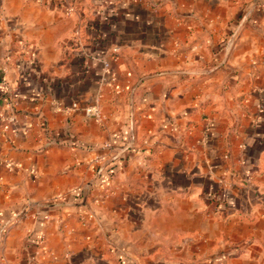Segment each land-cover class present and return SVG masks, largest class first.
<instances>
[{
    "label": "crops",
    "instance_id": "1",
    "mask_svg": "<svg viewBox=\"0 0 264 264\" xmlns=\"http://www.w3.org/2000/svg\"><path fill=\"white\" fill-rule=\"evenodd\" d=\"M87 1L0 0V233L11 227L1 253L16 258L20 243L33 254L43 233L48 264H189L224 256L229 243L259 247L264 208L236 192L248 182L264 196L261 37L228 43L241 27L230 23L232 0H119L121 10ZM254 11L263 32L264 0ZM112 46L120 56L106 87L100 62ZM135 56L178 72L173 87L140 89L130 132L127 103H107L127 94ZM121 154L113 174L105 166ZM213 199L218 210L243 207L213 215ZM241 252L249 262L260 250Z\"/></svg>",
    "mask_w": 264,
    "mask_h": 264
},
{
    "label": "rangeland",
    "instance_id": "2",
    "mask_svg": "<svg viewBox=\"0 0 264 264\" xmlns=\"http://www.w3.org/2000/svg\"><path fill=\"white\" fill-rule=\"evenodd\" d=\"M137 1V2H136ZM259 0H232L230 2L231 8L233 7V15H231V20L230 23L232 25L237 26V24H241L240 30L238 31L237 28H234V30L232 31H228L227 34V38L228 43L230 45H234V41H237V39L240 38V36L242 35V37L247 40V41H253L254 39V35H258L261 37V39L264 42V31L263 32H259L256 33L253 31V24L255 23L254 20L257 19V14H255L254 11V7L257 6V2ZM116 2H119V0H101V3L98 4V6H102V9H108L109 8H114L117 9L116 7L119 5V10H121V8L124 7L123 3H119L118 5L116 4ZM136 3H139V0H135ZM154 4V3H153ZM87 5L90 7H95L97 5H94V0H88L87 1ZM117 5V6H116ZM158 4L152 5L151 6H157ZM139 7H135L134 6V10H138ZM237 12H240V15L237 17L235 14ZM106 14V13H105ZM108 19V16H105ZM104 16L102 17V22H105L104 20H107ZM264 18V17H263ZM104 19V20H103ZM264 21V20H263ZM261 21V22H263ZM117 22V21H115ZM225 34V35H226ZM241 34V35H240ZM227 40V39H226ZM108 53H111V55H108V59L104 60L102 59L100 64H101V69H102V84H104V86H106V83H115L114 80L110 81L108 79L110 72H114L115 70V63L117 58L120 56V51L116 46H112L109 48ZM137 55V54H135ZM119 61V60H117ZM151 66V65H150ZM127 69L129 70L130 75L132 76L133 80L131 81V84H128V91L127 94L124 95L122 98L121 97H116V96H110L108 103L110 105V108H112V106H115L117 104H121V100L125 103H127V105L129 106V111H128V125H129V130L130 132H134L137 126V121H138V116H140V113L136 112V109L134 107V105L137 103L136 100L137 98H140L139 93H140V89L143 88L144 85L146 84H151V86L158 84L160 81H164V83L162 82L159 83L160 87H173L175 85V80L174 78H171L172 76H174V73L178 70V69H174V70H165V71H160L158 70L157 67H146V65L141 64L140 61L137 60L136 56L134 57V61L127 64ZM178 72V71H177ZM170 77L171 79L169 80H164V77ZM181 82V81H178ZM186 82L187 85H185V87L187 89H190L193 84L190 83V81L186 80L184 81V83ZM112 85V84H111ZM252 81H245V87L246 88H252ZM106 87H110L109 85H107ZM126 100V101H125ZM248 105V104H247ZM250 107V106H249ZM249 107L247 106L245 109V114H250L252 113V111L249 109ZM112 110V109H111ZM100 113V112H99ZM115 113L116 111L112 110L111 113V121H115ZM102 118V116H101ZM100 120V119H97ZM103 120V118H102ZM101 120V121H102ZM173 130V129H172ZM187 130V129H185ZM183 133L186 134V131H184ZM127 147V145H125ZM124 146V147H125ZM131 145L128 144V148ZM110 151V150H108ZM120 157L125 156V154H121L119 155ZM107 158H109V155H107ZM123 160H125V158L123 157L122 161H121V165L125 166V161L123 162ZM123 162V163H122ZM92 176L89 177V179L84 182L85 183V187H89L92 183L91 181ZM243 186H245L246 192L242 193V192H236L238 198L240 197L241 201L242 199L245 200V202L248 201L249 204H253L254 200L251 199V195H252V191H255L256 188H253V186L251 184H248L247 182H243ZM260 192V191H259ZM261 193V192H260ZM262 194V193H261ZM263 195V194H262ZM225 198H229V196L224 193ZM245 198V199H244ZM262 202H263V207L264 208V196L262 197ZM231 203L233 204V206H235L234 208L236 209H241L242 203L238 202L236 203L235 200H231ZM230 203V204H231ZM50 203H45V205H48ZM244 204V203H243ZM239 205V207H238ZM46 207H43L41 209H37L36 212H33V221L35 220L36 217V213L38 211H46ZM26 214V213H25ZM21 216H24L23 213L20 214ZM239 216L241 214H238ZM25 217V216H24ZM32 217V216H30ZM47 217V216H46ZM45 217V220H47V218ZM45 224V223H44ZM11 227H7L5 229V231L3 232V234L0 233V249L2 250L3 245H4V241L5 238L7 237L9 230ZM45 228V227H42ZM23 236L21 239H23L26 235H28L29 233V228L27 223L23 225ZM44 232V230H43ZM20 239V241L22 242V240ZM19 241V242H20ZM24 241V240H23ZM229 245V250L227 252H225L224 256H220L217 255V257H215V259L213 260H207L206 259H200L197 258V260H191L189 264H264V240L262 241L261 245H259V247L257 248H253L252 245V241L251 240H243L241 242H239L238 244L235 243H229L227 244ZM242 246H248L249 249L251 251H258L260 250V252L257 254V258L255 261H250L249 262H243V260L241 259L240 255H242L243 252H241ZM2 247V248H1ZM19 247H20V243H19ZM18 247V254L16 258H11L10 257H4V254H2L1 250H0V264H48L46 263L45 259L46 256L45 251H46V241H45V233H43L41 239L37 242L36 246L33 248H37L33 254L30 253V251H20V249L22 250V248ZM32 248V247H30ZM240 254V255H239ZM199 257V256H197ZM194 261V262H193ZM197 261V262H196Z\"/></svg>",
    "mask_w": 264,
    "mask_h": 264
},
{
    "label": "trees",
    "instance_id": "3",
    "mask_svg": "<svg viewBox=\"0 0 264 264\" xmlns=\"http://www.w3.org/2000/svg\"><path fill=\"white\" fill-rule=\"evenodd\" d=\"M122 159H123V157H119L117 160L109 162L108 164H106L105 168H108V170H113V174H115L120 169V167L122 166L121 165ZM251 199L254 200V202L256 204L263 207V204H260L259 200L256 197L252 196ZM220 202H222V200H220V199H218V200L213 199L212 201H209V203L214 204L212 206V208H213L212 214L213 215H220L223 217H229V216H232L233 214H235L236 210L233 208H229L227 206H224V210H218Z\"/></svg>",
    "mask_w": 264,
    "mask_h": 264
},
{
    "label": "built area",
    "instance_id": "4",
    "mask_svg": "<svg viewBox=\"0 0 264 264\" xmlns=\"http://www.w3.org/2000/svg\"><path fill=\"white\" fill-rule=\"evenodd\" d=\"M70 13H71V10H67L66 11V14H70ZM84 113H85L86 116H93L95 118H99V115H100L99 110L96 109L95 107L85 108L84 109ZM252 192L253 193H252L251 197L252 196L256 197L259 200V203L260 204H263V202H262L263 195L259 192V190L258 189H255V191H252ZM229 208L235 209L234 207H229Z\"/></svg>",
    "mask_w": 264,
    "mask_h": 264
}]
</instances>
